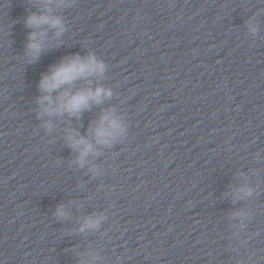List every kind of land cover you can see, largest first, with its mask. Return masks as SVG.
Segmentation results:
<instances>
[{"label":"clouds","instance_id":"9594fccd","mask_svg":"<svg viewBox=\"0 0 264 264\" xmlns=\"http://www.w3.org/2000/svg\"><path fill=\"white\" fill-rule=\"evenodd\" d=\"M35 3L38 11H29L23 21L24 26L32 30L28 33L25 49L28 63L37 61L41 53L52 46L47 39L49 30L54 32L55 37L66 31L64 19L57 12L61 8L71 7L74 0H35ZM246 25L251 34L258 33L259 28L253 20L247 21ZM107 67L106 62L93 52L84 56L80 54L65 56L59 63L51 65L39 80L38 88L41 95L36 100L39 107L37 118L62 117L67 114L79 119L83 112L91 110L93 105L111 99L113 92L110 88L102 85L91 86L94 78L104 76ZM79 81H83L84 86L78 87ZM42 127L51 131L54 127L52 120L48 119ZM65 133L64 139L68 147L78 153L72 163L83 168L89 163L90 156L100 154L97 145L111 146L125 133V125L113 107L103 111L98 120L89 126L87 136L71 128L65 129ZM89 170L95 171V165ZM252 194L251 187L241 186L233 192L234 202ZM54 215L57 219L63 220L67 219L70 213L65 205L60 204ZM233 215L241 218V227H243V221L248 219L247 214L235 212ZM103 219H105L103 216L90 215L84 219L78 231L98 230ZM95 259L96 257H93V260Z\"/></svg>","mask_w":264,"mask_h":264}]
</instances>
